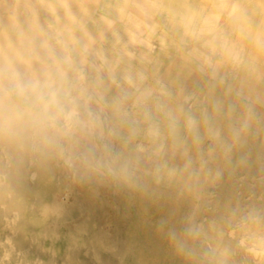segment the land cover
Masks as SVG:
<instances>
[{
  "label": "clouds",
  "instance_id": "1",
  "mask_svg": "<svg viewBox=\"0 0 264 264\" xmlns=\"http://www.w3.org/2000/svg\"><path fill=\"white\" fill-rule=\"evenodd\" d=\"M105 191L125 241L73 219ZM145 230L264 264V0H0V264H163Z\"/></svg>",
  "mask_w": 264,
  "mask_h": 264
},
{
  "label": "rangeland",
  "instance_id": "2",
  "mask_svg": "<svg viewBox=\"0 0 264 264\" xmlns=\"http://www.w3.org/2000/svg\"><path fill=\"white\" fill-rule=\"evenodd\" d=\"M75 200L78 204L77 209L73 213V219L75 221L79 222L81 220V214H83V216H90L92 221H95L94 223L99 227H104L106 224H111L113 236H115L116 215H118L119 207L121 204L120 201H118L115 197L112 196L110 192L107 191H105L104 195L102 194L100 202H93L88 198L87 193L84 192H78L75 196ZM115 203H117V205ZM114 204L116 205V207L113 206ZM60 246L64 247L65 244L61 243ZM80 258L82 261H84V264H90L88 258L84 256L83 252L80 253ZM104 259L110 260L111 258L105 256Z\"/></svg>",
  "mask_w": 264,
  "mask_h": 264
},
{
  "label": "bare ground",
  "instance_id": "3",
  "mask_svg": "<svg viewBox=\"0 0 264 264\" xmlns=\"http://www.w3.org/2000/svg\"><path fill=\"white\" fill-rule=\"evenodd\" d=\"M104 193L105 192H103L102 194L104 195ZM78 195H80V194H78ZM115 204L117 205V203H115ZM85 205H87V204H85ZM125 212H126L125 206L121 202L120 207H119V211H118V215H116V225H115L116 230H115V236H114V238L119 239L121 241L127 240L129 234L131 232L135 231V222H136L135 214L132 213V215L129 219H124ZM108 213H110V212H108ZM156 215L158 217L160 215V213L158 212V213H156ZM84 216H87V215H84ZM136 239L141 245H143L145 247L146 251L149 254H152V253L158 254L160 256V259L162 260L163 264H173V261L169 255V253H168L166 244L162 240L158 239L154 235V233H152L151 231H147V230L138 231V232H136ZM61 243L64 244V242H61ZM105 261L107 262V264H111V259L105 260Z\"/></svg>",
  "mask_w": 264,
  "mask_h": 264
}]
</instances>
